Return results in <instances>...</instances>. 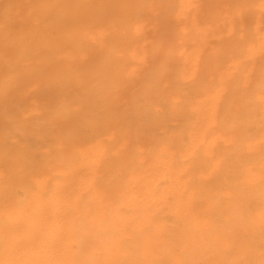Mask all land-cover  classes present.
Segmentation results:
<instances>
[{"label":"bare ground","instance_id":"obj_1","mask_svg":"<svg viewBox=\"0 0 264 264\" xmlns=\"http://www.w3.org/2000/svg\"><path fill=\"white\" fill-rule=\"evenodd\" d=\"M0 264H264V0H0Z\"/></svg>","mask_w":264,"mask_h":264}]
</instances>
